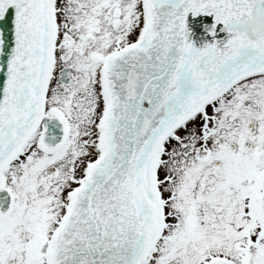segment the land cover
<instances>
[{
    "label": "snow or ice",
    "instance_id": "1",
    "mask_svg": "<svg viewBox=\"0 0 264 264\" xmlns=\"http://www.w3.org/2000/svg\"><path fill=\"white\" fill-rule=\"evenodd\" d=\"M0 264H264V0H0Z\"/></svg>",
    "mask_w": 264,
    "mask_h": 264
}]
</instances>
